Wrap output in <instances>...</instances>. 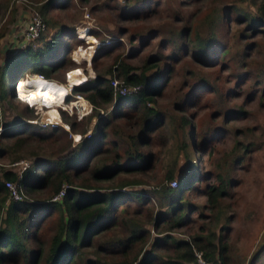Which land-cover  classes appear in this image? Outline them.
<instances>
[{
    "label": "rangeland",
    "instance_id": "1",
    "mask_svg": "<svg viewBox=\"0 0 264 264\" xmlns=\"http://www.w3.org/2000/svg\"><path fill=\"white\" fill-rule=\"evenodd\" d=\"M51 1L54 5L42 14L40 6L44 0H0V63L20 48L31 44L22 43V23L31 13H37L45 23V28L40 34L48 35L62 26L68 28V33L61 39L69 50L64 51L62 66L56 69L50 78L63 81V72L75 67L69 52L77 44L82 48L89 45L88 38L79 40L74 33L76 28L83 26L88 28L94 42L97 40L96 45L98 41L103 43L93 50V47L90 48V58L88 51L81 53L82 58L87 56L90 60L88 62V59H83L78 64L83 67L85 78L76 72L71 73L70 78L76 80V83L84 84L87 78H92L95 73H102L108 66H113L114 57L119 62L140 68L149 56L158 54L160 65L148 69L147 74L151 75L156 70L159 77L162 66H169V71L158 80L160 87L155 102L146 103L160 110L166 136L164 142L153 137L158 130L156 127L157 129L147 132L149 140L146 144L137 145L144 154L150 152L147 165L142 166L141 171L119 172L109 180L93 181L88 179L86 174L84 178L98 186L96 188L99 191H114L118 183L131 181L133 183L121 188L127 193L131 192V196L123 198L119 208H126L129 212L132 206H138V199L145 196L149 198V203L145 204L149 207L157 201L156 197L151 196L152 190L164 182V171L171 164L175 153L180 151L178 162L182 164L183 171L187 173L188 168L194 169L199 178L193 180L182 193L184 202L190 207V211H187L189 220L175 228L172 234L186 237V232L196 231L198 225H204L207 218L212 220L215 215L218 218L217 228L226 226L222 232L227 244L225 264H246L249 254L264 233V38L260 34H248L244 30L245 25L235 19L236 13H221L224 5L238 0ZM245 2L248 3L246 0L240 4L245 5ZM214 15L216 20H213V27H209L208 31L203 21L207 16L212 19ZM184 27L185 31L180 33ZM213 34L218 45L225 44L226 48L221 53L216 52L217 47L209 49V54L214 52L217 57L214 66L206 67L194 57L197 53H193L198 48L199 38ZM194 35L197 38H193ZM207 40L210 43L212 41L210 38ZM36 43L33 41L34 45H31L36 46ZM92 56L95 57L96 68L92 65ZM81 57L76 56L77 59ZM26 72L30 71L13 70L5 80L4 86L9 94L0 100V169L11 170L17 174L22 162L26 163V168H31L36 160H51L57 154H65L67 149L90 134L97 114L108 120L103 146L109 145L113 128L130 133L140 129V124L132 125L134 119L131 117L136 116L141 110L140 107L125 106L120 109L121 114H116L112 104H106L97 110V114H91L92 105L81 94L79 96L88 102L84 110L77 109L84 115L81 119L75 116V108H72L71 114L65 113L66 111L58 112L61 123L66 127L57 124L54 130H50V126L38 128L37 124L30 123L29 120L46 115L56 118L57 111L53 106L49 107V111L39 110L16 100L11 90L13 78ZM105 77L109 80H121L115 75V70L106 73ZM204 79L210 80L209 85H202ZM55 86L61 93L56 101L54 97H51L54 100L44 101L50 105L57 104L64 96L61 85ZM75 94L78 93H73L71 87L65 101L79 98ZM21 98L31 102L27 98ZM175 103L180 107L175 109ZM88 104L90 109H86ZM180 115L194 116L189 118L192 133L188 124L181 127L176 125V116ZM68 121L75 122L74 128H69ZM203 137H208V140L200 145ZM183 154L189 156L188 166ZM123 158L121 157V161ZM110 159L107 157L106 161ZM14 160L20 163L14 165ZM42 170L43 168H40V171ZM220 178L229 181L226 193L217 197L215 207L209 208L205 196L206 187L208 184L218 183ZM41 192L42 189L34 193L25 192L26 200H32ZM157 210L160 209L155 211ZM55 214L56 212H53L49 218ZM143 214V210L138 214L141 219ZM1 218L2 213L0 221ZM51 224L46 218L38 228L32 230L33 237L26 241L30 250H36L40 246L46 248ZM149 225L150 223L147 226ZM116 229L120 232L117 226L105 233ZM150 234L156 235L152 231ZM162 246L159 251L163 254L171 252L170 245ZM147 247L148 244L144 246L143 251ZM83 252L87 258L92 259L97 257L109 260L117 256L95 249L94 243L85 247ZM76 263L83 262L80 260ZM6 264L27 263L18 256L16 261ZM37 264H40V258L37 259ZM151 264H164V261L154 259Z\"/></svg>",
    "mask_w": 264,
    "mask_h": 264
},
{
    "label": "trees",
    "instance_id": "2",
    "mask_svg": "<svg viewBox=\"0 0 264 264\" xmlns=\"http://www.w3.org/2000/svg\"><path fill=\"white\" fill-rule=\"evenodd\" d=\"M244 1L246 0L224 5L221 13L225 12L227 15L229 12L236 13L235 19L245 25L244 30L248 34H260L264 38V0H247L248 3L245 2V5L240 4ZM52 5L54 4L51 0H44L40 6L41 13L47 12ZM213 20H216L215 15L212 19L207 16L203 21L208 31L209 27L210 29L213 27ZM185 29V27L182 28L180 33H183ZM40 33L34 40L35 43L37 42L36 46L27 44L0 63V100L9 94L4 85L13 70L28 69L30 72L47 77L52 76L54 71L62 66L63 53L69 49L61 37L68 33V28L58 27L48 35ZM214 36L213 34L199 38L198 48L193 53L194 55L197 53L194 57L206 67L214 66L217 57L214 52L210 55L209 49L214 46L217 47L216 52L221 53L226 48L225 44L218 45ZM87 38L89 42H94L92 37ZM193 38L197 37L194 35ZM209 38L212 39L211 43L207 40ZM39 42H41L40 45ZM93 56L91 61L96 68ZM159 57L158 54H152L140 68L119 62L114 57L113 66H108L102 73H95L84 84L72 86L73 93L83 95L91 103V114H97V110L106 104H112L116 114H121L120 109H124L125 106L140 107L141 110L135 114L136 116H131L134 119L132 125H141L137 132L130 133L113 128L109 145L103 146L102 141L106 137L108 120L97 114L90 134L81 138L72 148L67 149L65 154H57L51 160H36L31 168L23 169L19 176L11 170L0 169V213H2L0 264L16 261L18 256L27 264H37L39 258L40 264H77L76 262L80 260L82 264H121L134 260L138 264H151L154 259H162L164 264H225L227 244L222 232L226 226L217 228L218 218L215 215L212 216V220L207 218L204 225H198L196 231L186 232L188 233L186 237L172 234L175 228L189 220L187 211H190V207L184 202L182 193L193 180L199 178L194 169L188 168L187 173L183 171L182 164L178 162L180 151L175 153L171 164L164 171L162 177L164 182L152 190L151 196L156 197L157 201L149 207L145 205L149 203V198L145 196L140 197L138 206H132L129 212L126 208H119L122 199L131 196L129 195L131 192L127 193L121 188L123 185L133 183L131 181L118 183L114 191L110 189L99 191L96 188L98 186L84 178L86 174L87 178L93 181L109 180L119 172L141 171L142 166L147 165L150 160V152L144 154L137 145L147 143L149 140L147 132L158 128L153 137L165 141L160 110L146 105L149 101L155 102L160 87L158 80L169 71V66L163 65L160 77L156 70L151 75L147 74L148 69L160 65ZM156 69L161 70L157 67ZM111 70H115V75L125 84H137L136 91L125 94L113 92L109 78L105 77V74L110 73ZM209 83V79L202 80V85L206 86ZM25 86L26 90L30 88L29 83ZM34 86L33 90L36 91L34 95L40 101L42 97V101L51 97L55 99L51 100L56 101L61 93L54 83L48 87L45 83H37ZM177 106L180 107L175 103L174 108L176 109ZM192 117L194 116H176V125L181 127L188 124L192 133V124L189 120ZM67 123L69 128H74L75 122ZM54 129L56 127L50 128V130ZM6 136L9 135L6 134ZM207 140L208 137L201 138L200 145ZM108 153L110 155H107ZM107 157L111 158L108 162ZM121 157H124L122 161ZM183 158L188 166L189 156L183 154ZM40 168L43 170L40 171ZM5 179L16 180L26 193H34L39 189L43 192L32 200L7 198L3 184ZM170 179H176L175 187L169 185ZM64 183L65 188L59 199L52 200L51 197ZM227 183L229 181L226 182L225 179L220 178L218 183L207 185L205 196L209 208L215 207L217 197L226 193ZM136 202L137 198H135ZM156 209L160 210L155 211ZM142 210L144 214L141 219L138 214ZM53 212L56 214L49 218ZM120 212L125 214H118ZM46 218L52 223L48 244L44 249L40 246L41 248L30 250L26 241L33 237L32 230L38 228ZM227 220L228 216L225 217V221ZM148 223H150L149 226H147ZM117 226L120 232L116 229L105 233L108 229ZM150 231L155 232L156 235L151 236ZM91 243L95 244V249L117 256L109 260L97 257L87 258L83 250ZM146 244L148 247L143 251ZM162 245H170L171 252L163 254L159 251ZM196 250L200 251L203 263L197 260L194 254ZM246 264H264V233L249 254Z\"/></svg>",
    "mask_w": 264,
    "mask_h": 264
},
{
    "label": "built area",
    "instance_id": "3",
    "mask_svg": "<svg viewBox=\"0 0 264 264\" xmlns=\"http://www.w3.org/2000/svg\"><path fill=\"white\" fill-rule=\"evenodd\" d=\"M23 27H22V32H21V40H22V43L23 44H26V43H31L32 45L33 44V41L38 37L39 33L45 28V23L44 21L42 20V18L37 14V13H31L29 17H27L26 21H23L22 23ZM74 33H75V36L77 39L81 40H86L87 37H92L91 34L89 33L88 31V28L87 27H80V28H76L74 30ZM93 38V37H92ZM88 41V40H87ZM96 43H97V40L95 39ZM99 43L96 45V43H94V47L92 48V50L99 46L100 44L103 43V41H98ZM91 43H89V45L87 46H90ZM86 46V47H87ZM86 47L82 48L80 44H77L75 46L74 49H72L70 52H69V57L70 59L75 63L74 66H76V68H79L81 72H84L83 71V67L81 65H78L80 64V61L83 60V58H79L77 59L76 56L78 55H82L81 53L86 49ZM92 55V54H91ZM91 55L89 56V58L91 57ZM86 60V59H84ZM90 59H88V62H89ZM70 69V68H69ZM69 69H66L64 72H63V81H58L59 83H62L63 85H65V87L67 88V91L65 92L62 100H61V103L60 104H57L55 105V108L57 110V112L60 113V111H66L65 113H68V114H71L73 112L72 108H75L74 109V113H76V117L77 118H80L83 114L82 112H78L77 109V106L75 104H73V106L71 105V103L75 100H69L68 102H66V97L67 95L70 93V90H71V87L72 85L70 84L69 82V79H68V72H69ZM23 80L26 79V78H29L31 76H36V77H41L43 79H47V78H50L51 76H44L43 74H40V73H23ZM20 76V77H22ZM88 79V78H87ZM18 82H19V79L16 80V83H15V86H14V89H13V82L11 84L12 86V93H13V96L16 98V100L24 103L26 106L28 107H36L37 109L39 110H46L47 107H44L42 106L40 103H34V105L30 104L28 101L27 102H24L22 100H20L19 98H17V85H18ZM109 83L113 89V92H119L120 94H125V93H129V92H135L136 89L138 88V85L137 84H133V85H127L123 82V80H118L116 78H113V79H110L109 80ZM77 84V83H76ZM74 85V84H73ZM76 96H78L79 98H81L79 96V94H75ZM77 98V99H79ZM76 99V100H77ZM88 103L86 100H85V104ZM90 105L88 104L87 105V108L86 109H90ZM90 111V110H89ZM59 113L57 114V117L58 119H53L51 116H41V117H34L33 119H30L29 122L30 123H35L38 125V128L39 126L40 127H46V126H50V127H54L55 125L57 124H62L61 123V117L59 116ZM88 113V111L86 112ZM85 114V113H84ZM36 125V126H37ZM63 125V124H62ZM35 126V125H34ZM64 126V125H63ZM66 127V126H64ZM67 129V128H66ZM17 163H20L19 161L15 160L12 162V164L16 165ZM26 168V163L25 162H22V165L20 167V170L18 171L19 173H17V175L19 176L21 171ZM169 185L171 187H175L177 185V181L176 179H170L169 180ZM3 184H4V187H5V190L7 192V198H10V199H13V200H21L23 198H26V193L20 188V186L18 185V182L16 180H11V179H5L3 181ZM65 188V184L61 185V187L59 188V190L51 197L52 200H57L59 199V197L61 196V194L63 193V190ZM197 260L201 263H203V260L201 259L200 257V251H195L194 252ZM124 264H138L136 260L132 261V262H129V263H124Z\"/></svg>",
    "mask_w": 264,
    "mask_h": 264
},
{
    "label": "bare ground",
    "instance_id": "4",
    "mask_svg": "<svg viewBox=\"0 0 264 264\" xmlns=\"http://www.w3.org/2000/svg\"><path fill=\"white\" fill-rule=\"evenodd\" d=\"M89 42V41H88ZM90 46H87L86 47V49L84 50V51H88L89 52V50H90V48H92V47H94V43H96V42H93V41H90ZM82 55H80V57H81ZM89 56H90V52H89ZM87 57V56H86ZM83 58V59H88V58ZM82 58V57H81ZM74 72H76V74H81V76H83L84 77V75H85V73L84 72H81L80 71V69L79 68H76V66L75 67H73V68H71V69H69V72H68V79H69V82H70V84L71 85H73L74 83H76L77 81L76 80H73V79H71L70 78V76H71V73H74ZM85 78V77H84ZM17 79H19V82H18V85H17V98H19L20 100H22V101H24V102H27V101H25L24 99H22L21 97H23V98H27V99H29L31 102H29L30 104H32V105H34V103H40L42 106H44V107H47V111H49V107L50 106H53V108L56 110V108H55V105H57V104H60L61 103V100L57 103V104H48V103H46V102H44V101H40L34 94H36V91H34L33 89L35 88V86L34 85H36L37 83L39 84V83H45V85H46V87H48V85H51L52 83H55V85H61V87L64 89V94H65V92L67 91V88L65 87V85H63L62 83H59L58 81H56L55 79H53V78H47V79H43V78H41V77H36V76H31V77H29V78H26V79H21V77H18ZM17 79H15L14 80V82H13V89H14V86H15V83H16V80ZM79 81H81V80H79ZM85 81V80H84ZM27 83H29L30 84V88L28 89V90H26L25 88H26V84ZM54 93H56L55 91H53ZM21 96V97H20ZM63 98V97H62ZM73 104H75L76 106H77V108H79L80 110H84L85 109V107H86V104H85V99L84 98H79V99H77V100H75V101H73L72 103H71V105L73 106ZM57 111V110H56ZM48 114V113H47ZM57 114H58V112H57ZM49 115V114H48ZM50 116V115H49ZM53 118V117H52ZM53 119H58V117H56V118H53ZM75 137L77 136V135H74Z\"/></svg>",
    "mask_w": 264,
    "mask_h": 264
},
{
    "label": "water",
    "instance_id": "5",
    "mask_svg": "<svg viewBox=\"0 0 264 264\" xmlns=\"http://www.w3.org/2000/svg\"><path fill=\"white\" fill-rule=\"evenodd\" d=\"M18 78V76H15L14 78H13V80H15V79H17ZM11 90H12V87H11Z\"/></svg>",
    "mask_w": 264,
    "mask_h": 264
},
{
    "label": "clouds",
    "instance_id": "6",
    "mask_svg": "<svg viewBox=\"0 0 264 264\" xmlns=\"http://www.w3.org/2000/svg\"><path fill=\"white\" fill-rule=\"evenodd\" d=\"M18 77H19V76H18ZM13 81H14V80H13ZM13 81H12V82H13ZM80 83H82V82H80ZM80 83H77V84H74V85H78V84H80ZM11 87H12V86H11Z\"/></svg>",
    "mask_w": 264,
    "mask_h": 264
},
{
    "label": "crops",
    "instance_id": "7",
    "mask_svg": "<svg viewBox=\"0 0 264 264\" xmlns=\"http://www.w3.org/2000/svg\"><path fill=\"white\" fill-rule=\"evenodd\" d=\"M39 45H40V43H39Z\"/></svg>",
    "mask_w": 264,
    "mask_h": 264
}]
</instances>
